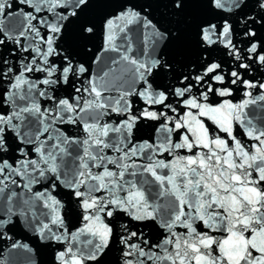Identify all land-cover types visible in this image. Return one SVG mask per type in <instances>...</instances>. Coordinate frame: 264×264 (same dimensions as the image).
<instances>
[{
  "label": "snow or ice",
  "instance_id": "obj_1",
  "mask_svg": "<svg viewBox=\"0 0 264 264\" xmlns=\"http://www.w3.org/2000/svg\"><path fill=\"white\" fill-rule=\"evenodd\" d=\"M45 253L264 264V0H0V264Z\"/></svg>",
  "mask_w": 264,
  "mask_h": 264
},
{
  "label": "water",
  "instance_id": "obj_2",
  "mask_svg": "<svg viewBox=\"0 0 264 264\" xmlns=\"http://www.w3.org/2000/svg\"><path fill=\"white\" fill-rule=\"evenodd\" d=\"M21 259H22V258H21ZM36 259H37L38 261L41 259L42 264H48V261L50 260V257H49V255H47V254L45 253L43 256H41V258H40L39 255H36Z\"/></svg>",
  "mask_w": 264,
  "mask_h": 264
}]
</instances>
